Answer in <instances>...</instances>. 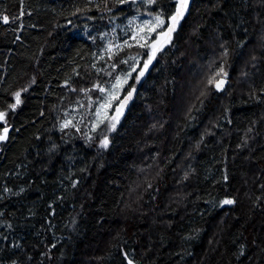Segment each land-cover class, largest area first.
Segmentation results:
<instances>
[{
	"label": "trees",
	"instance_id": "16d2710c",
	"mask_svg": "<svg viewBox=\"0 0 264 264\" xmlns=\"http://www.w3.org/2000/svg\"><path fill=\"white\" fill-rule=\"evenodd\" d=\"M107 3L112 12L105 0H0V18L20 17L0 21V110L22 92L9 117L19 131L0 143V195L25 189L0 201V223L12 225L0 228V264H125L122 250L137 264H264V99L250 96L264 86V3L192 0L171 43L133 80L137 98L116 130L89 132L93 86L107 88L129 69L118 61L142 51L107 60L131 15ZM221 65L228 86L206 88ZM72 115L82 132L62 133ZM225 196L237 203L208 202Z\"/></svg>",
	"mask_w": 264,
	"mask_h": 264
},
{
	"label": "snow or ice",
	"instance_id": "6c2138e0",
	"mask_svg": "<svg viewBox=\"0 0 264 264\" xmlns=\"http://www.w3.org/2000/svg\"><path fill=\"white\" fill-rule=\"evenodd\" d=\"M166 2L168 4L167 8L161 4L160 0H112V3L120 10H123L124 6H128L138 15H133L128 18V22L125 25L128 38L125 39L123 43L109 42L106 48V52L108 53L107 60H113L114 57L120 52H123L126 47L129 49L135 47L142 51L138 52L135 56H128L127 59H120L118 61V63L128 65L129 70L116 75L114 77V82L109 87L106 88L100 84H95L93 86L101 93V100L97 102V107L95 108L96 119L91 123L89 132H95L101 125H104L107 131L116 130L124 109L137 91L134 85L129 84V80H134L136 84L140 83L141 79L148 72L150 65H152L153 61L157 58V55L163 52L164 48L171 43L173 33L177 31L178 26L190 11L191 0H166ZM89 3H91V0H89ZM261 3H264V0H261ZM105 8L109 12L113 11L112 8L108 6L107 0H105ZM23 15L24 13L21 11L20 16ZM139 17L147 18L139 19ZM19 18L20 17H9V15L5 14L0 18V21H2L4 25H8ZM138 20L139 22H137ZM237 46H242L239 41H237ZM220 47L223 49L220 55L226 60L229 56L227 41L222 40ZM101 58L103 59L104 57ZM252 59L255 60L256 57L253 56ZM129 61H131V63H129ZM111 67L115 69L117 63L114 62ZM133 73H136V75L133 76ZM106 74L111 75V73ZM245 75H247V73H245ZM227 76L228 73L225 71L224 66L221 65L218 70L207 79L205 87H214L216 91H223L227 83ZM30 83L34 84L35 78H33ZM125 88H127L126 94L121 99V93L124 92ZM23 91H27V88L23 89ZM73 91H75V89H73ZM82 91L87 95L91 89ZM12 95L14 102H9L7 104L8 110H0V143H6L11 138L10 133L12 131H19V129H15L11 126L9 117L10 113H14L22 104V92L15 91ZM250 96L264 99V86L259 89L254 88ZM91 103V98H89V106ZM114 104H116V106L113 108ZM110 111L112 112L111 115H109ZM41 115H43V113H41ZM59 128L62 133L67 132L70 128L74 129L76 132H82L79 122H73V120L70 119H65L63 123L60 124ZM85 136L89 142L92 141L93 137L91 135L85 133ZM109 143L108 136L102 133L99 139V148L106 150L109 147ZM56 148V144H51L49 152H55ZM85 170L86 169H81L82 172ZM189 174L190 173L186 172L184 179H187ZM228 179L226 173L221 177V180L225 184H227ZM221 180H218L217 183H220ZM78 183L79 181H72L71 187L76 188ZM148 187H151V184H149ZM261 188H264V184L261 185ZM2 191L3 194L0 195V201H3L10 195H20L25 189L20 188L17 192L12 188L4 187ZM62 198L63 197H61V199ZM208 202L224 207L235 205L237 200L235 197L225 196L218 201L213 200ZM49 207L51 208L52 205H49ZM3 216L4 213L0 212V217ZM72 223L75 224V221L73 220ZM0 228L11 230L12 225L11 223L4 222L0 223ZM2 239L7 240V237H2ZM11 247L15 249L19 248L20 245L12 243ZM52 247L55 248L56 245L53 244ZM246 248L247 246L244 244L239 246L238 251L235 253L237 259L246 255ZM262 251H264V249H262ZM122 255L125 264H137L135 258L130 256L126 250H122ZM29 259H31V257H29ZM11 264H17V262L13 260Z\"/></svg>",
	"mask_w": 264,
	"mask_h": 264
},
{
	"label": "rangeland",
	"instance_id": "374dc122",
	"mask_svg": "<svg viewBox=\"0 0 264 264\" xmlns=\"http://www.w3.org/2000/svg\"><path fill=\"white\" fill-rule=\"evenodd\" d=\"M128 8H129V7H128ZM130 14H131V15L127 16V18H126L125 25L127 24V22H128V18H129L130 16L138 15L137 13L134 12L133 9L130 10ZM146 18H147V17H139V19H146ZM137 22H139V20H138ZM125 25L123 26V28H124V36H123V38L127 39L128 36L126 35V31H127V29L125 28ZM114 36H115V41H114V43H119V42L121 43V42H122V41H121L122 39H121L117 34L114 33ZM172 37H173V36H172ZM128 70H129V69H128ZM135 75H136V73H133V76H135ZM227 77H228V76H227ZM113 82H114V81H113ZM113 82H112V83H113ZM132 82H133V80H129V84H132ZM112 83H111V84H112ZM111 84H110V85H111ZM228 84H229V83H228ZM110 85H109V86H110ZM109 86H108V87H109ZM135 86H136V85H135ZM227 86H228V85H227ZM225 89H226V88H225ZM225 89H224V90H225ZM126 91H127V88H125L124 92L121 93V99H122V97L126 94ZM96 100H97V101H96ZM100 100H101V93L99 94V96H98L97 99H95V100L92 101V103H91L90 106L88 105V108H89V107H90V108H96V107H97V102L100 101ZM95 101H96V103H95ZM117 103H118V102H117ZM115 106H116V104L113 105V108H114ZM111 114H112V112L110 111V112H109V115H111ZM73 115H74V114H73ZM73 115H72L69 119H70V120H73V122H75V120H74L75 118L73 117ZM95 119H96V117H95V112H94V113H93V116H91V123H92ZM82 121H83V120H81L79 123H81ZM90 127H91V125H90ZM98 128H99V127H98ZM98 128H97V129H98ZM97 129H96V130H97Z\"/></svg>",
	"mask_w": 264,
	"mask_h": 264
},
{
	"label": "water",
	"instance_id": "95a60500",
	"mask_svg": "<svg viewBox=\"0 0 264 264\" xmlns=\"http://www.w3.org/2000/svg\"><path fill=\"white\" fill-rule=\"evenodd\" d=\"M228 83H229V78L227 77V83L225 84L224 89L227 87ZM137 95H138V90H137L136 93L134 94L132 100H130V101L128 102L126 108L124 109L123 116H125V115L129 112L130 108L132 107L133 103L135 102V100H136V98H137ZM122 98H123V97H122ZM232 206H233V205H232ZM232 206H229V207H232Z\"/></svg>",
	"mask_w": 264,
	"mask_h": 264
},
{
	"label": "flooded vegetation",
	"instance_id": "af4514ba",
	"mask_svg": "<svg viewBox=\"0 0 264 264\" xmlns=\"http://www.w3.org/2000/svg\"><path fill=\"white\" fill-rule=\"evenodd\" d=\"M192 1V0H191Z\"/></svg>",
	"mask_w": 264,
	"mask_h": 264
}]
</instances>
